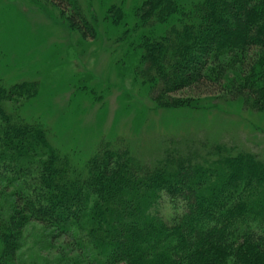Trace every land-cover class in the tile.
Returning <instances> with one entry per match:
<instances>
[{
  "label": "trees",
  "instance_id": "1",
  "mask_svg": "<svg viewBox=\"0 0 264 264\" xmlns=\"http://www.w3.org/2000/svg\"><path fill=\"white\" fill-rule=\"evenodd\" d=\"M48 1L96 37L85 0ZM105 18L112 33L123 28L159 108L205 121V100L172 96L189 89L264 121V0H142L130 12L110 5ZM39 90L0 76V264H264L263 157L218 136L153 161L102 139L76 161L24 114ZM163 194L183 207L171 223L155 210ZM33 222L48 255L26 260Z\"/></svg>",
  "mask_w": 264,
  "mask_h": 264
},
{
  "label": "rangeland",
  "instance_id": "2",
  "mask_svg": "<svg viewBox=\"0 0 264 264\" xmlns=\"http://www.w3.org/2000/svg\"><path fill=\"white\" fill-rule=\"evenodd\" d=\"M141 1L85 0L97 33L87 38L48 0H0V76L40 85L37 96L25 102L24 114L48 123L52 144L76 161L87 158L102 139H125L142 159L153 161L165 148L191 149L196 140L218 136L264 158V121L237 103L189 89L172 95L205 100L209 112L201 122H187L175 110L156 105L147 84L135 77L134 53L121 39L123 28L112 33L105 18L110 5L130 12ZM155 210L171 223L183 207L163 194ZM44 239L40 225L30 223L22 257L48 255Z\"/></svg>",
  "mask_w": 264,
  "mask_h": 264
}]
</instances>
